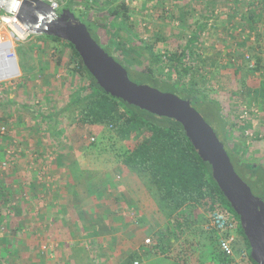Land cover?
Wrapping results in <instances>:
<instances>
[{"label": "rangeland", "instance_id": "374dc122", "mask_svg": "<svg viewBox=\"0 0 264 264\" xmlns=\"http://www.w3.org/2000/svg\"><path fill=\"white\" fill-rule=\"evenodd\" d=\"M60 2L58 12L68 5L94 33L98 32L95 36L104 49L110 46L111 50L107 48L109 50H106L107 53L133 69H142L147 64L141 51L143 44H153L154 50L162 54L176 52L184 47L197 24L206 23L200 43L192 51L195 54L194 58H198L195 66L199 69L195 75L206 87L210 97H216L220 101L226 122L225 131L221 133L219 124L221 119L217 111L213 110V104L200 103L195 108L215 130L223 144L227 145L228 149L232 148L238 155L245 176L248 178L253 176L252 185L259 173L264 174V166L256 173L259 165H264V0H93V3L85 0H60ZM121 3L126 4L129 12L134 11L130 12L127 28L116 35L115 29L111 26L114 18L109 13ZM215 8L219 9L217 14L214 13ZM249 16H253L255 21ZM241 27L249 31L246 33L248 38L256 35V41L248 39L240 42L236 46V61H232L230 59L232 52L228 51L235 48L238 41L236 30ZM231 29L234 32H231ZM230 36L232 37L229 38ZM246 53L250 55V59L245 58ZM16 54L21 71L27 76L16 79L13 90H8L4 98L0 97V126L7 127V132L0 135V160L5 158L2 162H9L6 169L1 167L0 162V211L10 213L8 224H12L19 234L13 241V252H7L1 264L48 262L69 264L70 251L44 247L40 249V239L43 238L37 236L36 239L31 235L27 231V227L31 229L30 226H26L25 231H19L17 228L20 225L17 218L18 201L21 198L28 203L27 200L31 198L27 187L16 186L15 191L19 194L11 195L8 200L2 193L6 191L8 184L14 188L12 182L17 179L20 181L21 175L18 176L17 172H24L27 182L32 181L33 172L40 179L46 176L50 180L48 176V174L51 176L50 170L46 171L45 166L47 169L48 166H85L87 169L85 177L90 180L98 179L99 176L108 177L107 173H113L116 167L125 166L119 160L118 152L124 148L126 142L116 138L114 128L102 127L97 130L91 125L77 121L71 112L60 117L58 134L51 135L37 112L51 114L58 111L71 99L73 92L80 85L77 77L73 76L71 50L61 43L34 33L27 40L17 42ZM257 57H260L261 62L258 69H255ZM236 67L239 73L233 80L231 73ZM225 69L230 70L225 73L230 81L226 85ZM170 71L167 66L165 72ZM130 77L133 82L141 83V80L132 73ZM246 106L257 109V112L250 111L249 118L244 120L241 119V114ZM91 137H95V141H91ZM252 168L254 171H251ZM136 176L166 217L167 211L162 209V204L158 197L152 194L154 192L149 189L147 181L140 175ZM244 182L264 201V182H257L259 188L250 186L245 180ZM23 201L21 204L25 203ZM31 202L33 201L25 205V211L31 210ZM24 213V209H21L20 215ZM202 215L201 223L208 225L211 214L204 212ZM25 219L27 224L28 214ZM235 232L234 259L237 258L238 264H249L246 252L240 247L239 237ZM8 233L9 231L6 232ZM41 233H44L43 230ZM0 243L3 244L2 241ZM51 255L52 259L45 261V258Z\"/></svg>", "mask_w": 264, "mask_h": 264}, {"label": "trees", "instance_id": "16d2710c", "mask_svg": "<svg viewBox=\"0 0 264 264\" xmlns=\"http://www.w3.org/2000/svg\"><path fill=\"white\" fill-rule=\"evenodd\" d=\"M85 1L93 3V0ZM63 9L70 7L66 5ZM109 15L114 18L111 21V26L115 29L114 33L119 35L127 28V21L131 17L126 4L117 5L110 10ZM249 18L255 21L253 16ZM205 25L206 23L197 24L181 50L162 54L154 50L153 44L145 43L141 46V51L147 64L142 69L124 66L128 70L129 77L132 73L141 80L140 84H148L162 91L177 94L183 99L190 100L194 107L200 103L213 104V110L217 111L221 119L219 124L222 133L226 129V122L220 101L216 97H210L206 87L196 79L195 75L199 69L195 66L198 58H194L195 54L192 51L200 43ZM87 28L98 41L95 36L98 32L94 33L88 25ZM41 36L70 48L73 76L77 77L80 85L64 107L51 114L41 111L37 114L46 124L45 128L54 136L58 134L60 117H64L69 112L75 115L77 121L91 125L97 130L102 127L114 128L116 138L126 142L124 148L118 152L119 160L147 181L149 189L155 193L152 194L158 197L162 209L167 211L168 225L158 233V240L153 249L184 264H191L198 256L197 261L203 260L206 253L219 257L221 264H230L232 258L220 251L218 232L201 223L204 212L211 214L216 210H222L236 222V231L244 239L249 264H258L251 257V246L245 236L239 215L221 191L213 176L211 165L199 156L182 124L173 118L158 116L106 92L90 73L72 43L55 36L45 34ZM107 48L110 49V46ZM107 48L105 50H108ZM194 59L196 62H192ZM256 61L255 69H258L260 57H257ZM167 66L171 69L170 72H165ZM225 73L228 72L224 71L226 85L230 81ZM238 73L239 69L234 68L231 73L233 80ZM226 146L237 173L250 186L259 188L258 183L264 182V174L261 175L259 170L264 165H259L256 170L259 175L252 185L253 176L250 178L245 176L238 155L232 148L228 149ZM251 171H254V168ZM7 246L11 247L8 243ZM6 254V252L0 254V264ZM85 264L96 263L89 260Z\"/></svg>", "mask_w": 264, "mask_h": 264}, {"label": "crops", "instance_id": "0c3cea01", "mask_svg": "<svg viewBox=\"0 0 264 264\" xmlns=\"http://www.w3.org/2000/svg\"><path fill=\"white\" fill-rule=\"evenodd\" d=\"M44 169L50 170V180L46 176L40 179L33 172L32 181L27 182L24 172H17L21 175L20 181L12 182L14 188L8 184L2 193L8 200L17 193L16 186L27 187L31 198L28 203L21 198L18 201L20 225L17 228L25 231V227L30 226L27 231L31 235L36 239L37 236L43 238L40 249L46 246L70 251L69 264H85L89 260L96 264H129L133 260H140L141 264H184L153 249L158 233L168 225V218L163 216L147 188L127 166L116 167L112 174L107 173L109 178L99 176L92 180L85 177V166H48V169L45 166ZM21 201L25 203L21 204ZM30 201H33L32 211H25V205ZM21 209H24L23 215H20ZM27 214L29 220L25 224ZM235 233L240 247L246 252L243 237L237 231ZM17 234L18 230L9 223L0 234L3 242L0 243V254L13 252ZM148 237L152 240L150 243L145 242ZM52 256L45 261L51 260ZM198 257L191 264H221L214 254L206 253L203 260L197 261ZM234 257L235 254L230 264H238Z\"/></svg>", "mask_w": 264, "mask_h": 264}, {"label": "water", "instance_id": "95a60500", "mask_svg": "<svg viewBox=\"0 0 264 264\" xmlns=\"http://www.w3.org/2000/svg\"><path fill=\"white\" fill-rule=\"evenodd\" d=\"M0 10L16 14L33 33L72 43L106 92L153 114L180 122L199 156L211 165L221 191L239 215L251 246L252 259L264 264V201L237 173L223 142L190 100L133 82L126 67L107 53L87 25L70 9L58 12L42 0H0Z\"/></svg>", "mask_w": 264, "mask_h": 264}, {"label": "built area", "instance_id": "2783aa9c", "mask_svg": "<svg viewBox=\"0 0 264 264\" xmlns=\"http://www.w3.org/2000/svg\"><path fill=\"white\" fill-rule=\"evenodd\" d=\"M48 3L53 9L57 10L61 6L60 0H42ZM219 12L218 8L214 9V13ZM0 97L4 98L8 90H13L15 87L16 79L23 76L21 68L18 63V58L16 54V45L19 41L27 40L34 35L33 32L29 31L25 25L17 18L16 14H9L6 12H0ZM231 32L234 30L231 29ZM238 41L235 44L230 59L236 61V46L240 42L256 41V35L248 38L246 35L248 30H243V28H238L237 30ZM230 36L229 38H231ZM224 51V50H222ZM245 58L250 59L249 54H245ZM254 66V63H252ZM250 111L257 112V109L253 107H245L242 109L241 119H248L250 116ZM7 132V127L5 125L0 126V135H4ZM91 141H95V137H91ZM9 164L8 161L2 162V168L6 169ZM15 204V203H13ZM10 216L9 212L0 211V234H2L8 228V218ZM208 228L215 229L219 235V247L220 250L229 258H233L234 249L233 242L235 240L233 234L236 231L237 224L234 219L229 216L225 211L216 210L211 213L210 222L207 225ZM146 243H150L151 239L147 238ZM47 249V247H44ZM129 264H141L140 260H133Z\"/></svg>", "mask_w": 264, "mask_h": 264}]
</instances>
